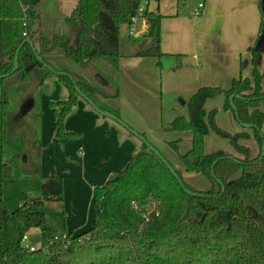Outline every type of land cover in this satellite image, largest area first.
Here are the masks:
<instances>
[{
    "label": "trees",
    "instance_id": "trees-1",
    "mask_svg": "<svg viewBox=\"0 0 264 264\" xmlns=\"http://www.w3.org/2000/svg\"><path fill=\"white\" fill-rule=\"evenodd\" d=\"M140 2L79 0L70 18L50 20L39 14L40 0H0V108L8 110L10 127L22 117L8 108V86L14 83L21 92L31 86L28 95L33 97L54 76L68 93L66 100L48 104L55 115L52 135L58 142L81 137L65 129L80 98L110 114L133 135L136 131L120 116V30L132 25ZM163 18L144 12L145 37L151 44L138 57L165 56ZM259 36L264 38V21ZM27 39L33 46L25 43ZM248 51L251 78L233 80L228 90L199 89L187 103L190 120L178 117L170 126L192 133V148L180 159L185 172L203 176L210 190L198 191L186 183L181 172L139 133L150 146L144 144L122 172L94 188L93 221L86 231L58 237L47 223V205L64 201L60 176L45 177L41 196L15 211L0 199V264H264V91L258 69L264 48ZM220 96L224 110L252 130L261 148L256 158L239 143L251 139L248 133L221 131L215 123L217 110L205 111L207 101ZM211 131L228 139L241 157L222 151L207 154L205 138ZM170 145L178 150V142ZM7 169L1 165L2 180ZM33 229L40 231L43 246L31 252L22 241Z\"/></svg>",
    "mask_w": 264,
    "mask_h": 264
},
{
    "label": "rangeland",
    "instance_id": "rangeland-1",
    "mask_svg": "<svg viewBox=\"0 0 264 264\" xmlns=\"http://www.w3.org/2000/svg\"><path fill=\"white\" fill-rule=\"evenodd\" d=\"M56 1L58 0H46L49 4L55 3ZM200 2L203 3L204 0H141L140 7L144 10L148 8L150 11L157 12L163 16L167 15L162 21V33L169 32V34H172L174 29H176L179 35L183 33L182 36H184L189 32L187 29L189 26L194 29L192 31H199L200 25L193 26V23L197 24L196 21L202 18L201 16L195 15V9ZM174 24L178 25L172 26ZM129 31V27H121L120 40L122 45H128L130 42ZM176 36L177 34L171 35L172 38ZM258 47L264 48L263 36H260ZM180 59L182 58L173 60V57L168 58L165 56L162 58H144L135 70L136 73H133L131 77L138 81V84L149 87L155 94H143L144 97H141V100L145 101L143 102L141 113H143L144 106L145 110L150 113L146 116L147 120L145 121L147 123L149 120L150 124L148 123V128L151 132L147 135L148 139H146L152 142L156 146V149L166 156L174 166L177 167L179 165L182 168L183 164L180 156L192 148L193 136L190 131H174L170 129V126L179 115H183L187 121L190 120L188 106L187 104L183 105V102L188 103L190 101L194 93L193 90L195 89H184L187 88L185 81L189 79V76L182 74L181 71L183 69L181 67L182 65L179 64ZM183 59H188L191 63L195 64L191 56H186ZM260 66L264 86L263 60L260 62ZM195 70L198 71L199 68L196 66ZM190 73L192 75V72ZM130 79V77L124 75L123 80L126 88L129 87L130 90L136 91ZM24 95L25 93L19 91L14 83L8 86L7 100L10 111L20 113ZM1 96L2 91L0 89V101ZM67 97L68 93L64 86L56 77L52 76L50 79L48 78L34 95V105L31 108V112L29 115L21 116L20 123L14 122L13 126L10 127L8 110H2L0 108V199L5 202L10 211H15L24 203L34 198H39L42 193L43 180L49 176V173L62 172L64 175L66 174V168L68 166L63 165L60 157H53V146L51 145L54 141L52 128L55 115L48 104L50 101L58 102L66 100ZM222 100L214 104L218 108L216 126L221 131L234 135L236 132H240L241 126L233 118L234 116L231 112L224 111V102ZM94 111L96 110L94 109ZM98 114L101 115L100 113ZM73 126H77V124L74 123ZM236 129H239V131H236ZM13 130L16 131V134L12 133ZM97 132L87 136L81 148L100 152V150L109 147L114 142L112 140L115 138L111 136L108 140L104 131ZM262 133L264 135V126ZM209 135L205 138V148L210 152L212 150H221L225 153L236 154L235 149L228 139L217 135L213 131ZM134 137L138 139L142 146L144 145V142L140 138ZM78 140L80 139H74L72 141L78 142ZM174 141H178V145H180L177 151L170 145ZM64 145L62 149L63 147L68 149V144ZM78 145L75 144L70 147L72 152L74 150V156L77 159L82 155L81 148ZM248 145L252 155L257 156L261 151L260 145L253 136ZM114 148L116 152V146ZM262 151L264 154V146L262 147ZM128 156L124 151L120 152L115 161V164H118L117 171L115 172L118 173L114 174L118 175L125 169L131 158ZM96 158L97 156L92 159L91 168L92 170L95 169L94 172L96 171L98 179L96 186H99L104 184L110 171L106 168L103 169L101 165L94 164ZM2 164H5L8 168V172L4 173V180L1 177ZM185 174V182L195 190L204 192L210 190L211 184L203 176L186 172ZM58 176L64 182L63 175L59 173ZM236 178L237 176L233 177L232 180ZM65 183L66 194L64 192L63 203L49 204L47 205L46 211L47 223L58 237H64L79 222H82V224L88 222L93 210L91 207L93 205L94 188L91 189L89 187L90 193H88L89 191L86 188L77 186L76 188L73 186L68 188L67 175ZM28 244L34 248L43 246L39 230L33 229L29 232Z\"/></svg>",
    "mask_w": 264,
    "mask_h": 264
},
{
    "label": "crops",
    "instance_id": "crops-1",
    "mask_svg": "<svg viewBox=\"0 0 264 264\" xmlns=\"http://www.w3.org/2000/svg\"><path fill=\"white\" fill-rule=\"evenodd\" d=\"M78 1L79 0H58L55 3L49 4L48 2H46V0H40L38 12L43 19L65 20L71 17L72 13L78 5ZM200 4H204V9L201 15L202 18L196 21L197 24L193 23V26L200 25L199 31H192L194 29L189 26L187 28L189 32L186 33V35L182 36L183 33L179 35L178 31L174 29L172 34H177V36L175 38H172V34H169V32L162 33L161 28V51L165 55V57H173V60L182 58L180 59L179 63L182 65L181 67L183 69L181 72L182 74H185V76L186 74L187 76H189V79L185 81V83L187 84V88L184 89H195L193 90V95L199 89L205 87L228 90L231 87L233 80L239 78H251L253 70L252 56L248 49L254 46L258 47V43L260 40L259 29L261 23L264 21V0H204V2H200L198 6ZM146 10L149 12H154L150 11L148 8ZM154 13L161 15L157 12ZM163 17L165 18L167 17V15ZM177 25L178 24H174L172 26ZM129 30H133L134 35H131L129 31L130 42L128 43V45H122L120 40V50L122 54L119 62L121 96L120 116L124 123H126L136 132L144 135L148 139L147 135L151 132L148 128L150 122L148 120V122L146 123L145 120H147L146 116H148L149 112L145 110L144 106L143 113H141L143 102H145L141 100V97H144L143 94H155L153 90H150L149 87L138 84V81L133 79L131 75L133 73H136L135 70L144 59L137 56L139 51L144 47L150 45L151 41L145 37L148 32V26L144 19L137 20L133 25L129 27ZM186 56H191L192 61H194L195 64L191 63L188 59H183ZM262 60L264 61L263 55L259 58L258 61V69L261 75L262 70L260 62ZM196 66L197 68H199L198 71L195 70ZM190 72H192V75ZM124 75H127L131 78L130 81L132 82L133 88L136 89V91L130 90L129 87L126 88L123 80ZM30 89L31 86L27 87V90L24 91L25 95L19 113L22 117L29 115L31 112V108L34 105V96L30 97L28 95V91ZM262 89L264 91L263 77ZM162 91H164V89H162ZM193 95L191 96V98L193 97ZM221 99H223L222 101L225 103L222 96L208 100L205 105V111L207 113H210L213 110H217L218 113V108H216L214 104H217V101H221ZM186 104L187 103L183 102V105ZM225 112L230 113L231 111ZM178 117L184 116L179 115L176 118ZM233 118L235 119V117ZM74 123H76L77 126H73ZM240 126V132H236V134L246 132L252 137V130L250 128H244L241 124ZM89 127L91 128L88 129ZM65 129L69 133L81 135L80 140H78V142H74L72 140H63L61 142H58L56 139H54L51 145L53 146V157H60L63 165L68 166V168H66L65 175L62 172H51L48 174L49 176H58L59 173L63 175L65 194L66 175L68 177V188L70 186L76 188L77 186L86 188L89 191V187L91 189L97 187L96 183H98V179L96 171L94 172L95 169L92 170L91 168L92 159H94L95 156H97V158L94 160V164L96 163L98 165H101L103 169L106 168L108 169V171H110V174L107 176L106 181L104 182L105 184L108 180L116 175L114 173H118L115 172L117 171L118 167V164L116 165L115 161L117 160L120 152L124 151L126 155H129L128 157L132 158V156H134L142 149V144L138 141V139L130 134V132L126 128L110 118L99 115L83 98H80L78 100L76 107L67 117L65 121ZM97 131L99 133L101 131H104L105 135L108 137V140L111 136L114 137L115 139L112 140L114 142L111 143L109 147L100 150V152L93 151L91 149L85 150L84 148H81L83 147L81 145L83 144V141L85 142L87 136L93 135ZM236 131H239V129H236ZM249 141H241L239 143L240 145L249 148ZM150 143L153 144L152 142ZM64 144H68V149H65L64 147L62 149V146ZM75 144H79L78 146H80L82 151V155L79 159L74 156V150L73 152L70 150V147ZM115 146L117 149L116 152L114 151ZM153 146L155 145L153 144ZM179 146L180 145H178V147ZM190 149L187 152H189ZM217 151L218 150H212V152H210L207 148H205V152L207 154H211ZM187 152H185L184 154H186ZM225 154L231 155L233 157H241L237 153ZM259 154L260 152L258 153V155ZM257 156L252 155L251 153L252 159L256 158ZM172 166L177 171H180L183 177L186 175L184 167L180 168L179 165L176 167L173 164ZM88 193H90V191ZM91 208L93 209V205ZM92 221L93 210L88 222H86L85 224L79 222V224L73 226V228L69 232L77 234L86 231L91 227Z\"/></svg>",
    "mask_w": 264,
    "mask_h": 264
},
{
    "label": "water",
    "instance_id": "water-1",
    "mask_svg": "<svg viewBox=\"0 0 264 264\" xmlns=\"http://www.w3.org/2000/svg\"><path fill=\"white\" fill-rule=\"evenodd\" d=\"M25 43H27V44H30L31 46H33V42L31 41V40H29V39H27L26 41H25ZM18 69V56H16V59H15V68H14V71H16ZM232 100V99H231ZM91 106L98 112V113H100L102 116H104V117H107V118H110V119H112V120H114V121H116V119H114L110 114H107V113H103V112H100L93 104H91ZM120 124V123H119ZM120 125H122V124H120ZM123 126V125H122ZM124 128H125V126H123ZM133 135L134 136H136V137H138V138H140L143 142H144V144L145 145H147L148 147L150 146V143L145 139V138H142V137H140L139 136V133H137V132H133ZM161 160H163L164 161V159H163V157H162V155L158 152V151H156L155 149H151ZM262 156H264V154H262ZM167 165H168V163L166 162V161H164ZM169 168H170V170L174 173V170L172 169V167H170L169 166ZM176 175V174H175ZM224 219H225V222H226V224L228 225V227L230 228V226H231V223H230V221H229V213L228 212H226L225 213V215H224Z\"/></svg>",
    "mask_w": 264,
    "mask_h": 264
},
{
    "label": "built area",
    "instance_id": "built-area-1",
    "mask_svg": "<svg viewBox=\"0 0 264 264\" xmlns=\"http://www.w3.org/2000/svg\"><path fill=\"white\" fill-rule=\"evenodd\" d=\"M140 1H141V0H140ZM203 9H204V4H200V5L195 9V15H196V16H201V15H202V11H203ZM145 11H146V9L144 10V9H142V8L140 7V10H139L138 16L132 19V25H133L137 20H139V19H143V14H144ZM130 34H131V35H134V31H133V30H130ZM24 36H26V34H24ZM56 240H57V238H56ZM22 243H23V246H24L27 250H29V251H31V252H33V251L35 250L34 247H32L30 244H28V235L24 236Z\"/></svg>",
    "mask_w": 264,
    "mask_h": 264
}]
</instances>
